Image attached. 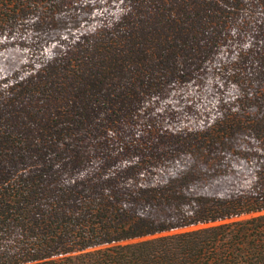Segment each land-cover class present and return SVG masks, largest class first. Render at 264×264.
Wrapping results in <instances>:
<instances>
[{
	"label": "rangeland",
	"instance_id": "obj_1",
	"mask_svg": "<svg viewBox=\"0 0 264 264\" xmlns=\"http://www.w3.org/2000/svg\"><path fill=\"white\" fill-rule=\"evenodd\" d=\"M6 14L0 180L31 177L46 200L99 166L149 162L141 179L177 192L253 191L264 0H27Z\"/></svg>",
	"mask_w": 264,
	"mask_h": 264
},
{
	"label": "trees",
	"instance_id": "obj_2",
	"mask_svg": "<svg viewBox=\"0 0 264 264\" xmlns=\"http://www.w3.org/2000/svg\"><path fill=\"white\" fill-rule=\"evenodd\" d=\"M26 1L0 0V24ZM97 169L46 200L31 177L0 180V264H264V168L224 198L149 184V162Z\"/></svg>",
	"mask_w": 264,
	"mask_h": 264
}]
</instances>
